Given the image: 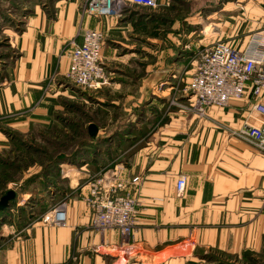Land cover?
<instances>
[{
    "label": "crops",
    "instance_id": "1",
    "mask_svg": "<svg viewBox=\"0 0 264 264\" xmlns=\"http://www.w3.org/2000/svg\"><path fill=\"white\" fill-rule=\"evenodd\" d=\"M86 1L59 0L49 12L38 9L29 16L16 38L18 57L1 83L0 116L32 111L20 125L50 124L59 97L49 95L36 106L42 88L55 73L57 88L61 85L70 67L69 43L86 30L104 33L103 61L114 80L125 77L123 67L141 60L148 43L157 42L153 30L162 23L156 9L133 6L121 17L97 18L83 13ZM158 1L163 6L171 0ZM201 9L210 15L193 18L192 24L205 33L192 43L194 54L217 43L248 51L258 38H263L258 50L264 54V0ZM208 25L213 32L206 35ZM257 105L264 106V90L256 97L250 83L242 99L213 107L206 118L174 113L133 152L124 165L125 177L142 182L129 237L93 227L94 211L86 201L90 185H85L68 202L66 224L56 225L45 216L0 246V264H198L213 252H264V153L232 134L264 121ZM181 176L187 184L179 198Z\"/></svg>",
    "mask_w": 264,
    "mask_h": 264
},
{
    "label": "rangeland",
    "instance_id": "2",
    "mask_svg": "<svg viewBox=\"0 0 264 264\" xmlns=\"http://www.w3.org/2000/svg\"><path fill=\"white\" fill-rule=\"evenodd\" d=\"M57 1L0 0V87L18 57L16 38L27 19L38 9L49 12ZM91 1L83 6L85 15ZM226 2L236 0H171L163 6L158 1L156 15L162 25L153 30L157 42L148 43L140 61L123 67L125 77L114 80L106 68L111 82L99 91H86L72 83L68 73L57 88L55 73L45 81L36 104L49 95L59 97L50 124L20 125L32 111L0 116V201L15 194L6 212L0 213V246L59 205L68 206L82 186L107 181L174 113L191 114L184 107L194 56L213 46H202L194 54L192 43L205 33L200 34L202 29L192 21L198 14L202 19L210 15L201 7L219 10ZM212 32L209 26L206 35ZM60 158L67 160L57 166ZM70 168L73 171L66 176ZM252 259L264 263V252L251 256L213 252L198 264H253Z\"/></svg>",
    "mask_w": 264,
    "mask_h": 264
},
{
    "label": "built area",
    "instance_id": "3",
    "mask_svg": "<svg viewBox=\"0 0 264 264\" xmlns=\"http://www.w3.org/2000/svg\"><path fill=\"white\" fill-rule=\"evenodd\" d=\"M157 5L158 0H92L87 13L97 18L121 17L132 6L156 9ZM104 40L103 32L86 30L69 43L68 78L82 90L99 91L111 82L102 56ZM262 42L263 38H258L255 48L248 51L217 43L198 52L192 63L190 95L184 109L206 118L213 107L223 108L242 99L250 83L258 97L264 90V54L258 50ZM255 109L264 115V106L257 105ZM232 134L264 153V121L246 124ZM106 180L90 184L86 201L94 211L92 225L101 231L117 230L127 238L135 230L139 204L136 195L142 179L128 180L125 167L120 165ZM186 184V177L181 176L176 184L179 198L184 196ZM46 218L56 225L66 224L67 205H59Z\"/></svg>",
    "mask_w": 264,
    "mask_h": 264
},
{
    "label": "water",
    "instance_id": "4",
    "mask_svg": "<svg viewBox=\"0 0 264 264\" xmlns=\"http://www.w3.org/2000/svg\"><path fill=\"white\" fill-rule=\"evenodd\" d=\"M15 199V194L10 192L8 195L4 196L0 201V210H6L9 206V201Z\"/></svg>",
    "mask_w": 264,
    "mask_h": 264
},
{
    "label": "trees",
    "instance_id": "5",
    "mask_svg": "<svg viewBox=\"0 0 264 264\" xmlns=\"http://www.w3.org/2000/svg\"><path fill=\"white\" fill-rule=\"evenodd\" d=\"M91 132H92V133H96V132H97V128H96L95 126H92V127H91ZM72 157H73V156H72ZM72 157H68L67 159H70V158H72ZM67 159H64V158H63V159L61 160V158H60V160L56 162V165H57V166L60 165L61 163L64 162V160H67ZM7 209H8V208H7ZM7 209H6V210H7ZM6 210H0V213L6 212ZM252 254H254V253H245L246 256H251ZM251 261L253 262V264H264V263H260V262L258 263L256 260H253V259H252Z\"/></svg>",
    "mask_w": 264,
    "mask_h": 264
}]
</instances>
